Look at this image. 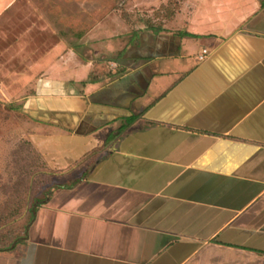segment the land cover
<instances>
[{"label": "crops", "instance_id": "crops-1", "mask_svg": "<svg viewBox=\"0 0 264 264\" xmlns=\"http://www.w3.org/2000/svg\"><path fill=\"white\" fill-rule=\"evenodd\" d=\"M190 1L128 26L118 73L67 43L46 66L59 181L0 264H264V0Z\"/></svg>", "mask_w": 264, "mask_h": 264}, {"label": "rangeland", "instance_id": "rangeland-1", "mask_svg": "<svg viewBox=\"0 0 264 264\" xmlns=\"http://www.w3.org/2000/svg\"><path fill=\"white\" fill-rule=\"evenodd\" d=\"M191 3L18 0L0 17V246L22 235L30 205L43 198L47 186L59 181L46 174L60 148L48 135L59 129L47 127L29 112L28 98L35 93L33 85L46 66L67 43L81 57L98 59L95 64H101L102 75L114 68L118 73L120 67L111 62L128 46V26L132 30L162 26ZM118 37L121 44L116 49L99 46Z\"/></svg>", "mask_w": 264, "mask_h": 264}, {"label": "trees", "instance_id": "trees-1", "mask_svg": "<svg viewBox=\"0 0 264 264\" xmlns=\"http://www.w3.org/2000/svg\"><path fill=\"white\" fill-rule=\"evenodd\" d=\"M150 29H153L154 31H157V27H152ZM112 72H110L108 75H110ZM97 74H96V71L92 72L91 73V76H90V81L91 82H95L97 81ZM57 172H60V170H55L53 168L49 169L48 173L46 174H49V175H54L55 173ZM54 185L51 184L49 186H47V189L44 191L46 192L44 195H43V198L42 197H39V198H36L35 201L30 205V207L28 208V212H27V217H26V222L24 224V228H23V232H22V235L16 237L9 245L7 246H0V251L2 250H8V249H12L14 248L18 243H21L23 242L26 238H27V235H28V229L32 223V221L34 220L35 218V214H36V211L38 209V207L44 203L47 202V200L49 199L51 193H52V189H53Z\"/></svg>", "mask_w": 264, "mask_h": 264}, {"label": "built area", "instance_id": "built-area-1", "mask_svg": "<svg viewBox=\"0 0 264 264\" xmlns=\"http://www.w3.org/2000/svg\"><path fill=\"white\" fill-rule=\"evenodd\" d=\"M207 54H208V50L207 49H203L202 54L199 55V59H201V60L204 59Z\"/></svg>", "mask_w": 264, "mask_h": 264}]
</instances>
